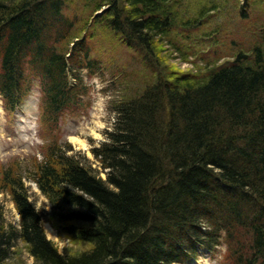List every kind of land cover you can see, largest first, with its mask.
I'll list each match as a JSON object with an SVG mask.
<instances>
[{"label": "trees", "instance_id": "obj_1", "mask_svg": "<svg viewBox=\"0 0 264 264\" xmlns=\"http://www.w3.org/2000/svg\"><path fill=\"white\" fill-rule=\"evenodd\" d=\"M74 1L0 0V94L9 113L32 76L40 79L41 125L85 101L78 70L95 60L65 15ZM202 2L85 0L93 12L105 7L92 23L138 52L144 74L132 91L122 87L113 128L91 148L94 162L57 140L32 170L59 232L82 247L59 251L23 175L3 166L0 191L23 216L12 225L0 205V264H29L16 255L21 240L34 264H186L223 243L222 264H264V19L248 21L251 34L230 58L182 71L165 51H182L178 39L211 28L218 4ZM239 3L232 6L243 21L255 6L264 15V0Z\"/></svg>", "mask_w": 264, "mask_h": 264}, {"label": "rangeland", "instance_id": "obj_2", "mask_svg": "<svg viewBox=\"0 0 264 264\" xmlns=\"http://www.w3.org/2000/svg\"><path fill=\"white\" fill-rule=\"evenodd\" d=\"M189 1L194 2V5L200 0ZM202 1L208 4L212 2V0ZM226 1L213 0V4H218V6L216 11L210 9L209 12L211 21L207 27L211 28L206 29V24H204L200 29L194 30L198 38L193 41L178 39L183 48L182 51L168 50L166 48L169 45L165 43L169 63L179 70L186 71L202 66L205 60L210 61L221 57V61H224L225 58H230L229 55L233 54L243 38L245 39L244 34H251L250 30H245L248 21L252 24L264 19L263 12L259 10L260 5L258 8L255 6L256 11H250V17L243 21L236 11L237 8L232 6V4L236 5L239 0ZM244 2L246 0H241L238 10L243 8ZM103 9L105 7L101 11ZM66 13L74 17V22H71V27L76 30L74 35H80V38L86 39L90 46V56H94L95 60H93L95 64L92 69L82 67L78 70V76L88 86V91L82 95L85 101L81 105L75 104L72 108L61 110L57 120L45 121L41 125L42 91L39 78L31 77L30 88L21 105L11 113L5 109L4 99L0 94V177L3 166L11 163L14 164V170L23 175L29 199L41 212L44 230L48 238L57 243L60 252H64L66 247L74 251L82 247V243L59 232V225L51 215L53 206L33 178L32 170L44 159L43 154L47 146L56 143L57 140L60 144L70 142L73 151L85 153L94 162L91 148L105 139L107 129L113 128L115 122L112 119L113 114L115 113L117 117L114 109L115 101L120 97L122 87L127 86L128 91H132L140 85L144 74L143 63H146L132 47L112 36L102 27L94 26L92 20L94 16L100 14V10L93 12L90 8H86L85 0H75L69 7L67 4L65 15ZM87 21H89L88 25H86ZM252 25L251 28H253ZM203 34L210 35V38L201 39ZM64 40L60 44H64ZM69 44L72 47L73 43ZM182 55L187 59L183 60ZM79 57H82L80 53ZM93 77H98L103 82L102 89L96 87ZM72 82H76L74 78ZM72 137L77 139H72ZM94 165L102 171L98 162ZM102 175L105 177L103 171ZM0 205L3 208L5 220L12 225H20L21 215L10 192L0 191ZM225 245L221 244L212 253L208 249H201L198 258L191 259L186 264H206V262L222 264L227 253L223 251ZM17 246L15 247L18 250L16 255L21 253L29 264H34L35 259L28 251L26 244L21 240Z\"/></svg>", "mask_w": 264, "mask_h": 264}, {"label": "clouds", "instance_id": "obj_3", "mask_svg": "<svg viewBox=\"0 0 264 264\" xmlns=\"http://www.w3.org/2000/svg\"><path fill=\"white\" fill-rule=\"evenodd\" d=\"M93 79L96 81V87H97V88H101V89H102V88L104 87L103 82L100 81L98 77H93ZM112 119H113V121H115V119H116V115H115V113L113 114ZM18 211H20V210L18 209ZM21 216H23L22 212H21ZM223 251H224L225 253L228 251L226 245L223 247ZM221 258H222V257H221ZM206 264H209V262H206ZM211 264H214V262H211Z\"/></svg>", "mask_w": 264, "mask_h": 264}, {"label": "snow or ice", "instance_id": "obj_4", "mask_svg": "<svg viewBox=\"0 0 264 264\" xmlns=\"http://www.w3.org/2000/svg\"><path fill=\"white\" fill-rule=\"evenodd\" d=\"M72 139H77L76 137H72Z\"/></svg>", "mask_w": 264, "mask_h": 264}, {"label": "water", "instance_id": "obj_5", "mask_svg": "<svg viewBox=\"0 0 264 264\" xmlns=\"http://www.w3.org/2000/svg\"><path fill=\"white\" fill-rule=\"evenodd\" d=\"M102 11L100 10V13H101Z\"/></svg>", "mask_w": 264, "mask_h": 264}]
</instances>
